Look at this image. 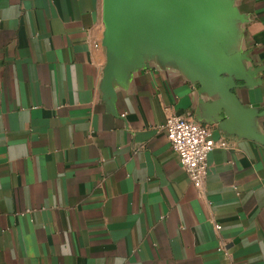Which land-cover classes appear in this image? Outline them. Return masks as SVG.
Returning <instances> with one entry per match:
<instances>
[{"label":"crops","instance_id":"1","mask_svg":"<svg viewBox=\"0 0 264 264\" xmlns=\"http://www.w3.org/2000/svg\"><path fill=\"white\" fill-rule=\"evenodd\" d=\"M234 4L231 51L258 71L234 92L264 112V0ZM105 29L103 0H0V264H264V144L208 122L219 97L158 57L116 85L113 110ZM172 114L212 127L201 188ZM250 124L264 134V115Z\"/></svg>","mask_w":264,"mask_h":264},{"label":"water","instance_id":"2","mask_svg":"<svg viewBox=\"0 0 264 264\" xmlns=\"http://www.w3.org/2000/svg\"><path fill=\"white\" fill-rule=\"evenodd\" d=\"M103 19L107 64L102 88L113 110L116 85L130 70L158 57L178 65L201 92L219 97L208 122L218 121L224 128L235 118L264 144V134L250 124L264 112L244 107L234 92L240 82L255 85L258 72L246 67L245 54L231 51L238 36L236 23L246 20L234 0H103Z\"/></svg>","mask_w":264,"mask_h":264},{"label":"built area","instance_id":"3","mask_svg":"<svg viewBox=\"0 0 264 264\" xmlns=\"http://www.w3.org/2000/svg\"><path fill=\"white\" fill-rule=\"evenodd\" d=\"M164 128L167 138L180 163L197 188H201L208 175V160L216 147L212 127L191 117L172 114L167 117ZM218 146L228 148L229 143L220 139ZM216 228L221 226L216 224Z\"/></svg>","mask_w":264,"mask_h":264}]
</instances>
